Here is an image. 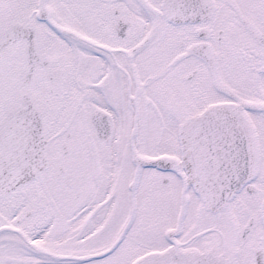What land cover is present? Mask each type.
<instances>
[{
  "label": "snow or ice",
  "instance_id": "obj_1",
  "mask_svg": "<svg viewBox=\"0 0 264 264\" xmlns=\"http://www.w3.org/2000/svg\"><path fill=\"white\" fill-rule=\"evenodd\" d=\"M0 264H264V0H0Z\"/></svg>",
  "mask_w": 264,
  "mask_h": 264
}]
</instances>
